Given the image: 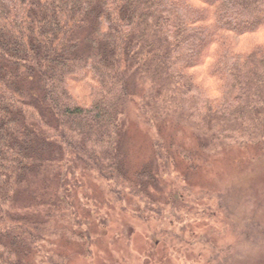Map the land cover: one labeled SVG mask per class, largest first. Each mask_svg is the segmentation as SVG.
Returning <instances> with one entry per match:
<instances>
[{"label":"trees","instance_id":"1","mask_svg":"<svg viewBox=\"0 0 264 264\" xmlns=\"http://www.w3.org/2000/svg\"><path fill=\"white\" fill-rule=\"evenodd\" d=\"M139 85L156 155L173 144L166 124L200 153L264 149V0H0V264H65L57 238L87 248L74 173L139 217L158 204L159 175L122 147ZM181 152L194 167L196 150Z\"/></svg>","mask_w":264,"mask_h":264},{"label":"rangeland","instance_id":"2","mask_svg":"<svg viewBox=\"0 0 264 264\" xmlns=\"http://www.w3.org/2000/svg\"><path fill=\"white\" fill-rule=\"evenodd\" d=\"M143 90H133L123 113L122 147L132 168L159 175L151 190L158 204L139 217L126 202L113 203L94 174L74 173L72 203L90 243L57 238L47 248L67 257L65 264H264V149L230 145L200 153L188 127L166 124L163 140L173 144L167 158L156 155L158 132L137 110ZM186 148L197 152L194 167L182 155Z\"/></svg>","mask_w":264,"mask_h":264}]
</instances>
